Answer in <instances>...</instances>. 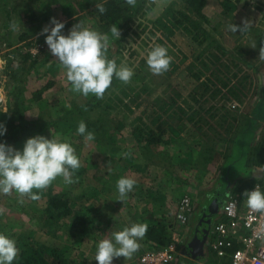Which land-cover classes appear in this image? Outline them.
Listing matches in <instances>:
<instances>
[{
  "label": "rangeland",
  "instance_id": "obj_1",
  "mask_svg": "<svg viewBox=\"0 0 264 264\" xmlns=\"http://www.w3.org/2000/svg\"><path fill=\"white\" fill-rule=\"evenodd\" d=\"M49 1H51L50 7H48ZM155 1L156 5L153 9L133 21L132 34L121 43V48L115 44L117 38L112 36L111 31L103 30L102 27L98 26L99 22L93 14L75 13L74 8L78 9L77 6L71 7L68 3L58 0H46L43 9L40 7L39 0H0V34L4 27H8L5 29V33L10 31V35L19 37L23 34V30L29 27L23 18L29 13H35L36 17L32 20L35 27L29 28V35L32 37L28 41H43L42 44L45 47L43 51L49 54L51 58L50 50L45 43V35L40 34L42 29L45 26H52L50 21L53 17L65 24L67 33L74 24L81 21L86 27L108 37L109 46L106 55L109 59H114L117 65H126L133 70V77L136 76L138 80L132 79V77L131 81L125 84L114 78L112 87L103 97L102 106L107 109L103 112L105 125L103 129H94L96 136L97 134L101 136L98 138L101 143L85 141L82 136L78 138L79 141H76L64 131L44 135L48 138L57 137L67 142L72 139L76 141L70 143L74 147L76 155L79 158L87 157L89 161H94L97 164V171L104 168L107 163H110L111 166L106 168L113 170L116 168L115 161L130 156L140 164H145V161L152 163V167H149L150 169L146 173L137 174L133 170L129 172L136 182H140V179L148 182L151 180L152 182L154 177H162L160 175L162 174L161 166H170L176 157H173L171 161L169 156L160 154L156 150L151 153L149 158V156H144L145 150L135 147L139 132L143 131V133L148 134L149 130H154L157 136L162 135L163 139L170 138L175 143L174 145L179 142L189 144L196 152L200 150L203 143L213 147L216 151L214 150L213 153L211 151V162L216 160L218 163V161H225L226 159L222 166L221 178L223 180L219 181L221 184L217 183L218 186L226 185L227 178L230 181L235 179L236 182L247 171L249 163L253 162V158L249 163L245 161L249 154L247 142L236 141L237 143L235 142L233 145L231 141L248 123L249 117H251L259 98L262 96L264 59L258 63L260 49L255 46L256 35L254 33L245 35L236 32L233 35L228 30V25L234 22L243 24L247 21L250 26L264 30V12H260L254 7L235 9V20L231 22V19H227L223 11L224 0H208L204 12L213 21V24L211 26L203 24V29L212 33L218 46L212 45L213 43L210 41H205L202 36L195 40L197 34H190L185 29L186 26L189 28L188 23L174 26V35L163 45L158 40L160 36H155L157 32L153 22L162 16L164 22L169 23L166 10L174 0ZM258 2L264 4V0ZM6 11L10 13L9 16L6 15ZM226 11L228 12V10ZM44 18H48V21H45ZM8 19L19 25L18 31L13 32L10 29ZM121 34L120 32V36ZM1 41L0 35V94L2 96L0 112H5L12 91L8 79L9 62L12 60L15 66L22 62L30 70L34 59L24 61L22 57L11 55V51L2 45ZM25 43L16 42L15 44L20 47ZM157 45L166 47L168 54L172 57L169 70L160 75L153 74L146 64L148 51ZM119 50H122L121 54L118 53ZM130 53L134 54V58L130 57ZM42 58L35 61L38 63L33 65L34 69L30 71L32 73L27 82L22 84L26 86V99L31 101L36 90L43 89L48 82H54V86L45 91L44 99L39 103V106L28 110L29 116H34L36 119H40L41 116L50 117L49 113V115L46 114L49 105L66 100L70 102L69 96L79 97V94L70 91V84L67 82L64 71L56 58L54 59L53 56L55 64ZM53 66L56 70L51 69ZM27 104L28 106L32 105L29 102ZM104 108L94 111L93 121L99 120L101 115L99 111H104ZM160 125H162L161 129H159ZM74 131L76 135H79L76 130ZM115 134L118 136L114 139ZM263 139L264 121L259 125L256 144ZM145 144L143 143L141 146H145ZM113 148L119 149L116 158L112 156ZM218 154L222 156H218ZM228 154H230L229 157H227ZM213 169L217 172L216 166H213ZM94 170L85 176L84 185H90L94 181ZM252 180L255 181L252 177L248 178V182H252ZM258 182L263 183L260 180ZM64 184L63 179L58 177L47 188L33 190L39 196V199L36 200L31 199L28 195L21 196L18 194L16 196V192L7 196L0 193V214H2L0 223H10L15 226L16 229L11 231L16 233L13 237L15 240L21 235L24 236L25 241L28 239L36 240V237L37 239H45L42 232L44 225L38 227L37 224L41 222V213L45 208L44 204L47 197L57 192L58 189L61 190ZM226 188L223 189L224 193ZM110 204L111 216L114 220L118 218L119 225L124 224L126 217L122 208H119L117 204V207L114 206L112 202ZM171 208L173 210V207ZM220 211L219 216L224 217L223 207L220 208ZM111 228L114 226L112 225ZM178 228L181 229L179 226ZM113 231L115 230L112 229L110 232ZM110 232L108 230V236L111 235ZM30 234H33L35 238L31 239ZM213 239L211 236L210 241ZM25 241L22 240V242ZM186 242L187 237H184L181 239L180 245L184 246ZM178 245L179 242L176 246L178 247ZM181 248L183 249V247ZM143 249L144 254L151 251L149 248H146L147 251L145 248ZM141 256L138 257L141 258ZM114 261H119V258H115Z\"/></svg>",
  "mask_w": 264,
  "mask_h": 264
},
{
  "label": "trees",
  "instance_id": "obj_2",
  "mask_svg": "<svg viewBox=\"0 0 264 264\" xmlns=\"http://www.w3.org/2000/svg\"><path fill=\"white\" fill-rule=\"evenodd\" d=\"M45 1L46 0H39L41 9L44 8V4L46 3ZM58 1L68 3V5L71 7L77 6L78 9L74 8L75 13L83 14V12H87L93 14L99 22L98 26L102 27L103 30L110 31L112 26H117L122 33L120 39L115 41V44L120 46L119 48H121V43H123V41L129 38V35L132 34L133 21L142 14H145L149 10L153 9L156 5L155 0H135L134 5L127 4L126 0ZM258 1L259 0H224L222 4L224 8L223 11L226 14V18L231 19V22H234V14L237 9L240 10L241 8L246 9L248 7H254L260 12H264V4H261ZM98 4H102L106 9L103 14L97 10L96 5ZM207 5L208 0H174L166 10L169 23L164 22L162 16L153 22V26L157 32L155 36L159 35L160 37L158 40L162 42L163 45H165V41L169 40L170 37L174 35V26L188 23L189 28L186 26L185 29L190 34H197L195 40H198L199 36H202L205 41H210V43H213L212 45L218 46L216 44V40L212 36V33L203 29V24L208 26L213 24V21L204 12ZM50 6L51 1H49L48 7ZM58 9L60 10L59 7ZM226 10H228V12ZM6 15L9 16L10 13L6 11ZM35 17V13H29L23 18V21L26 22L29 27L26 28L27 30L25 29L26 31L23 30V34L19 35V37L10 35V31L5 33V29L8 27H4L0 34L2 37V45L11 51V55L22 57L24 61L34 59V62L31 66L32 69H34L33 65L38 63L35 61H38L39 58L41 59V57H43L42 59L47 62L50 60V63H56L53 60L52 54L50 58V55L43 51L45 49L44 45L42 44L44 43L43 41H36L37 43L33 40L28 41L29 38L32 37L29 35V28L35 27V23L32 21ZM192 18L193 20H191ZM44 20L48 21V18H44ZM8 23L13 22L11 19H8ZM234 24L241 27L243 26V24L240 23L234 22ZM213 29L215 30V27H213ZM62 32L66 35V26ZM237 32H239V30ZM253 33L256 35V48L260 49L261 47H264V30L256 29L250 26L248 31L243 32L245 35ZM232 34L234 35V33ZM16 42L26 43L19 47V45L17 46L15 44ZM38 45H41L42 47L39 49L37 54L31 53L30 49ZM20 50L23 51L20 52ZM120 52H122V50H119L118 53ZM129 55L131 58H134L133 53H130ZM55 58L56 57H54V59ZM261 60L262 58H259L258 63H260ZM32 69L28 70L22 64V62L16 66L12 60L9 62L8 79L11 83L12 91L10 101L7 105V111L0 112V123H3L7 128L6 134L3 137H0V141L19 148L23 146V143L29 137L35 135H45L48 133L52 134L61 131H64L67 134L69 133L71 138L73 137L76 141H79L80 139L78 138L80 135H76L74 130L77 129L81 121H84L89 131L93 133L94 129H103V126L105 125L103 112L107 110L102 106L103 97L112 87L114 78L111 86L106 90L102 98L97 99L95 96L85 98L80 94L79 97H74V95L69 96L70 102L67 100L60 101V103L57 102L48 106L49 109H47L46 114L49 113L50 117L45 118L44 116H41L40 119H36L34 116H29V109L37 108L36 106H39V103L44 99L45 91L51 89L54 86V82H48V84L43 89L36 90L31 98V101H28L25 97L26 86H23L22 84L27 82L28 77L32 73L30 72ZM51 69L56 70L54 66L51 67ZM132 79L138 80L136 76H134ZM1 99L2 96L0 94V100ZM28 102L32 105L28 106ZM107 107L110 106L107 105ZM101 108H104V111H99L101 112L99 120L93 121L95 116L94 111L97 109L100 110ZM263 121L264 89L262 91V96L259 98L255 109L252 112L251 117H249L248 123L240 131L241 134L239 133L242 136L238 138L240 135H237L231 141L233 145L236 141H243V143L247 142L249 154L245 158V161L249 163L251 158H253V162L249 163V168H247V171L243 173V175L246 177H250L251 175L255 181L253 182L252 180V182L243 183L241 189H244L250 185L251 187L255 186L257 181L260 180L263 182L261 186L264 190V139L257 144L254 143L256 132L259 129L260 123H263ZM161 128L162 125L159 126V129ZM148 134L143 133V131L139 132V135L137 136L138 142L136 143L137 145H135L137 149L145 150L144 156L146 157L149 156L150 158L151 153H154L156 150L159 151L160 154H166L167 157H171V154L173 153V147H177V153L174 152V154L177 156L172 164L170 163V166H161L162 174L160 175L162 177H154L152 182L151 180L149 181L151 183L139 178V181L141 182L139 184H149L148 189L146 190L145 188H141V190H139L137 188V191L134 189L124 200L125 203L122 201L117 202L118 200L116 199L118 193L116 189V181L122 176L130 177L131 175L129 172L131 170L137 174H143L144 172L146 173L150 169L149 167H152V163H146L145 161V164H140L135 162L134 158L128 156V158L124 157L120 158L118 161H115L116 168L113 170L106 168L111 166L110 163L106 162L107 165L105 164L104 168H102L100 171H97V164H95L94 161H89L87 157L79 158L81 167L74 173L73 178L75 182L71 185L64 184L61 190L58 189L57 192L49 195V197H47L46 203L44 204L45 208L41 213V222L37 224V226L40 227L44 225L42 232L45 236V239H37L36 237V240H33L32 238L34 236L33 234H30L32 240L28 239V241H25V239H23L24 236L21 235L16 240L19 253L16 260L14 261V264H97V262L94 260L96 243L108 236L107 232L111 223L115 224L118 230L125 226L124 224L119 225L118 222L112 220L114 218L111 216V212L109 210L111 202L114 206L117 204L119 208L124 210L127 209L128 214L135 220V222L140 221V223L147 224L148 228L144 239L145 242L152 244L153 249H150L151 251H162L164 249H168L169 246L174 243L173 232L171 228H173L175 231V220L178 222V226L182 229L187 228L190 223V219L193 217H195L194 221L196 222L199 216L198 212H201L200 209L205 212L203 209L204 207H199V211L196 210V214L198 215H196L194 214L195 211L194 207L192 206L193 210L189 215V222L187 224H182L178 220L179 206L173 217L172 208L166 205L165 194L162 192V190L167 188V186L169 187V185L171 186V183L177 181V178H179L181 181H185V179H183V174L180 176V173L186 170L187 166L184 165V162L192 160V157L194 158V156H196L197 159L200 160V163L202 162V164L207 162L210 163L211 150H209V146H204L203 144L201 146L199 145L200 150L197 152L195 150V154H193V150L191 151V145L181 142L177 143V145H174L175 143L170 138L163 139L162 135L157 136L154 130H149ZM94 136L95 139L93 141L96 144L101 143V140L98 139L101 136L97 134V137L95 133ZM117 136L118 134H115L114 139ZM71 141H73V139ZM71 141L68 142L72 143ZM76 141H73V143ZM143 143H146L145 146H141ZM118 151V148H113V158L117 157ZM230 154H228L227 157H229ZM185 155L188 157L186 160ZM166 160L169 159L166 158ZM209 163L204 165L205 171H207ZM180 167L184 168L180 170ZM176 168L179 170L176 171ZM91 170H94V184L92 182L90 185H84L83 183L85 176H88L87 174H89ZM130 178L133 177L131 176ZM136 184L139 185L138 183ZM7 195L8 194H5V196ZM15 195L17 196L18 194L15 193ZM143 195L151 198L143 199ZM128 197L137 199L135 206H130ZM141 201L142 203H146L145 206L139 207L137 205ZM1 216L2 214H0V218ZM130 223L131 222H129L128 225ZM14 229L16 228L13 226V224L0 223V231L9 234L12 237H14L16 234L15 232H11L14 231ZM22 240L25 242H22ZM143 254V248H139L138 252H136L134 255H137L138 257L139 255ZM211 262L213 263L210 264H227L226 262L218 261L217 259Z\"/></svg>",
  "mask_w": 264,
  "mask_h": 264
},
{
  "label": "clouds",
  "instance_id": "obj_3",
  "mask_svg": "<svg viewBox=\"0 0 264 264\" xmlns=\"http://www.w3.org/2000/svg\"><path fill=\"white\" fill-rule=\"evenodd\" d=\"M126 3L134 5L135 0H126ZM96 8L101 14L106 11L102 4L96 5ZM50 24L52 26H45L40 34L45 35L50 53L63 69L70 91L100 99L111 86L113 78L125 84L131 81L133 70L126 65H117L114 59L107 57L109 39L106 35L86 27L81 21L74 24L66 35L62 32L65 28L63 22L53 17ZM249 27L250 23L246 21L242 27L232 23L228 25V30L243 33ZM10 29L16 32L19 25L10 23ZM110 31L113 37L120 39L117 26H112ZM259 57L264 59V47L260 48ZM171 59L168 49L157 45L148 51L146 64L153 74L160 75L169 70ZM76 131L85 141L95 139L94 133L87 129L84 121L79 123ZM6 132V126L0 123V137ZM80 167L81 162L74 147L57 137L35 135L27 138L19 149L0 141V193L3 194L14 191L21 196L28 195L33 200L39 199L33 190L47 188L58 177L66 185H71L75 182L74 173ZM135 184L133 178L120 177L116 181V200L124 203ZM243 196L248 209L264 215V191L256 186L252 191H245ZM147 228V224L131 222L122 229L113 231L110 236L96 243L94 260L97 264H113L115 258H131L138 252ZM18 253L17 241L0 231V264H14Z\"/></svg>",
  "mask_w": 264,
  "mask_h": 264
},
{
  "label": "crops",
  "instance_id": "obj_4",
  "mask_svg": "<svg viewBox=\"0 0 264 264\" xmlns=\"http://www.w3.org/2000/svg\"><path fill=\"white\" fill-rule=\"evenodd\" d=\"M239 133L240 132H238L237 135H239ZM257 133H258V130H257L256 135H255L254 143H256L255 141H256ZM203 145L207 146L205 143H203ZM176 150H177V147L176 146L173 147V153L171 154V157H170L171 161H172L173 157L177 156L176 154H174V152L177 153ZM192 150H193V154H195V152H194L195 150L193 148L191 149V151ZM209 150H211L213 153L215 149L213 147L209 146ZM215 153L217 154V152H215ZM219 154H218V156H222ZM186 158H188V157L185 155V160H186ZM207 163H209V162H207ZM207 163H203V164H202V162L200 163V160L197 159L196 156H194V158L192 157V160H190V161H185L184 165L187 166L186 170L184 172L181 171L182 173H180V176H181V174H183V176H184L183 179H185V181H181V180H179V178H177L176 179L177 181H174V183H171V186L169 185V187L167 186V188H164L162 190V192L165 194L166 205L169 206L170 208L173 207V210H172V216L173 217L177 211V208L179 206L180 201L182 200V198H184L186 196L189 197L190 200L192 201V205H193L194 211H195L194 214H196V212H197L196 210H198L199 207H204L203 209L205 210V208H208L210 206V204H212L214 202V200H218V202L220 203V208L223 207V209H224L226 198L229 194H235V195H238L241 198H243L244 197L243 193L245 191H248L251 188V185H250L244 189H241L243 183L248 182V178H250L251 175H250V177H246L243 175V176L239 177L236 182H235V179H232L230 181L227 178L226 182H225L226 185H222V186L219 185L218 186V184H221V183H219V181L223 180L221 178V175H222V166L225 163V161L220 160V161H218V163L216 160L214 162L210 161V163L208 164V167H207V171H205L204 165H206ZM213 166H216L217 172L214 171ZM184 167H180V170H182ZM220 167H221V169H220ZM178 170L179 169L176 168V171H178ZM210 182H212V183L210 184ZM136 183L139 184L141 182H136ZM148 186H149L148 183L142 184V185L141 184H139V185L135 184L134 189L136 191H137V188L139 190H141V188H145L147 190ZM221 187H222V189H221ZM224 188L227 189L225 193L223 191ZM236 189H238V190H236ZM128 198L130 199V200L128 199V201L130 202V206H135L137 199L132 198V197H128ZM142 198L145 199V198H151V197H147V196L143 195ZM142 201L137 204L139 207L145 206L146 203H142ZM220 201H224L223 206H221L222 202H220ZM124 203H125V201H124ZM150 206H152V205H150ZM131 209H133V208H131ZM122 211H123L124 216L126 217L125 218L126 222H124L125 226H127L129 222H135V220L133 218H131L130 215L128 214L127 209H125V210L122 209ZM200 211L203 212V210H201V209H200ZM213 211H215V207L213 208ZM201 212H198L199 216H198V219L196 222L194 221L195 217L190 219V223L186 229H182V228L179 229L178 224H177L178 222L175 220V224H176L175 225V231L173 230V228H171V230L173 232V240H178L179 245H178L175 253H173V259H172L171 264H210V263H213L211 261L215 260L213 252L211 250V246H210L212 244V242L214 241V239L212 241H210V237L213 236L211 234V231H210V234L208 236V240L206 241V245L204 246L203 256H200L199 254L193 255V254H191V249L189 250L187 248L189 246V244H191L193 242L194 244L192 245L191 248L193 249V251L196 252L194 247L196 244L199 245L196 240H198V242L203 240V238L201 237V235L199 233V229L201 227L200 224L202 222L201 221L202 219H200L202 216ZM220 212L221 211L219 209L217 214L211 216V219L215 220V224H217L218 221H226V219H227L225 216V213H224V217L219 216ZM112 220L119 223L118 218L116 220H114V219H112ZM139 223H140V221H139ZM112 225L114 226V228H111ZM125 226H123V227H125ZM112 229L115 231L118 230L116 225L111 223V225L109 227V232ZM196 236H197V239H196ZM184 237H187V242H186V244L184 243V246H182V245H180V242H181V239H183ZM213 238H214V236H213ZM181 247H183V249ZM140 248H145L146 251H147L146 248H149V250L153 249L152 244L145 242L144 238H143V240L140 241ZM143 252H144V249H143ZM211 257H213V258H211ZM123 258L124 257L119 258V261H117L119 263H117L116 261L113 260V264H140L139 263L140 257H137V255H133L131 258H127V259L126 258L123 259Z\"/></svg>",
  "mask_w": 264,
  "mask_h": 264
},
{
  "label": "built area",
  "instance_id": "obj_5",
  "mask_svg": "<svg viewBox=\"0 0 264 264\" xmlns=\"http://www.w3.org/2000/svg\"><path fill=\"white\" fill-rule=\"evenodd\" d=\"M41 47L31 48V53L37 54ZM256 186L264 191L260 183L248 191ZM192 210L190 198L184 197L179 203L178 220L187 224ZM224 213L226 221L218 222L211 230L214 241L210 246L214 258L227 264H264V215L252 212L245 198L235 194L227 196ZM177 242L174 240L162 251H147L141 256L140 264H171Z\"/></svg>",
  "mask_w": 264,
  "mask_h": 264
},
{
  "label": "water",
  "instance_id": "obj_6",
  "mask_svg": "<svg viewBox=\"0 0 264 264\" xmlns=\"http://www.w3.org/2000/svg\"><path fill=\"white\" fill-rule=\"evenodd\" d=\"M214 207H215V211H213ZM219 209H220V203L218 202V200H214V202L212 204H210V206L208 208H205V213L202 216V220L201 221L205 220L206 217L209 218L208 227L199 231V233H200L201 237L203 238V240L199 241V242H198V240H196L197 243L199 244V245L196 244L195 247H194L196 252L193 251V249L191 248L194 243L192 242L191 244H189L188 249L189 250L191 249V254H193V255L194 254L195 255L199 254L200 256H203L204 246L206 245V241H207L208 236H209L210 231H211V228L209 226V224H210V222L212 220L211 216L217 214ZM201 224H202V222H201ZM196 239H197V236H196Z\"/></svg>",
  "mask_w": 264,
  "mask_h": 264
},
{
  "label": "flooded vegetation",
  "instance_id": "obj_7",
  "mask_svg": "<svg viewBox=\"0 0 264 264\" xmlns=\"http://www.w3.org/2000/svg\"><path fill=\"white\" fill-rule=\"evenodd\" d=\"M220 202H222V205L221 206H223V203H224V201H220ZM205 211V210H204ZM204 213L205 212H202V216L204 215ZM202 216H201V218L200 219H202ZM208 218L206 217V219L205 220H203L202 221V224H200V229H199V231L200 230H203V229H205V228H207L208 227ZM214 225H215V220H211V222H210V224H209V226H210V228H211V230H212V228L214 227ZM208 240V239H207ZM188 248V247H187ZM188 250V249H187Z\"/></svg>",
  "mask_w": 264,
  "mask_h": 264
}]
</instances>
